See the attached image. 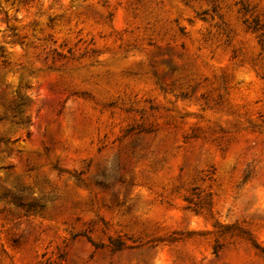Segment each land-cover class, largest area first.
I'll return each instance as SVG.
<instances>
[{"label":"rangeland","instance_id":"374dc122","mask_svg":"<svg viewBox=\"0 0 264 264\" xmlns=\"http://www.w3.org/2000/svg\"><path fill=\"white\" fill-rule=\"evenodd\" d=\"M262 33L264 0H0V264H264Z\"/></svg>","mask_w":264,"mask_h":264},{"label":"trees","instance_id":"16d2710c","mask_svg":"<svg viewBox=\"0 0 264 264\" xmlns=\"http://www.w3.org/2000/svg\"><path fill=\"white\" fill-rule=\"evenodd\" d=\"M244 21L247 24L248 28H251L253 30H255L257 28V22L255 20H254L255 21L254 23L246 22V20H244ZM261 36H262L261 38L264 39V34L263 33L261 34ZM7 195H8L7 192H3L2 194H0V199L6 197ZM261 250L264 252V248H261Z\"/></svg>","mask_w":264,"mask_h":264}]
</instances>
